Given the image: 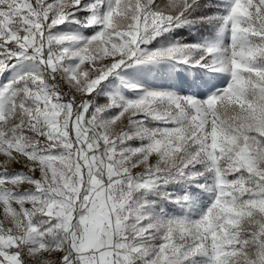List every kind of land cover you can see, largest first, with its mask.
Here are the masks:
<instances>
[{
  "label": "snow or ice",
  "instance_id": "snow-or-ice-1",
  "mask_svg": "<svg viewBox=\"0 0 264 264\" xmlns=\"http://www.w3.org/2000/svg\"><path fill=\"white\" fill-rule=\"evenodd\" d=\"M0 264H264V0H0Z\"/></svg>",
  "mask_w": 264,
  "mask_h": 264
}]
</instances>
